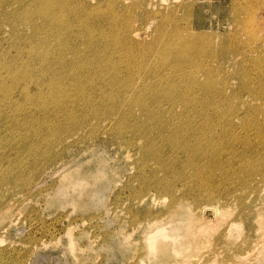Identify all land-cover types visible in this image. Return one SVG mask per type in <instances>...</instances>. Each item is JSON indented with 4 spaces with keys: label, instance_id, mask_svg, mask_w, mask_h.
I'll use <instances>...</instances> for the list:
<instances>
[{
    "label": "rangeland",
    "instance_id": "obj_1",
    "mask_svg": "<svg viewBox=\"0 0 264 264\" xmlns=\"http://www.w3.org/2000/svg\"><path fill=\"white\" fill-rule=\"evenodd\" d=\"M122 1L131 8L119 10V25L134 20L137 45L113 57L115 87L110 77L98 80L90 98L103 114L53 102L66 65L52 40L44 42L53 32H43L39 14L38 28L20 24L18 34L5 21L20 22L23 6L41 1L0 0V170L17 176L0 181V264H264V0ZM82 16L96 33L109 32L108 21H94L100 13ZM115 31L109 35L121 36ZM72 34L66 63L93 71L89 56L74 55L91 52L89 33ZM26 63L30 77L15 66ZM147 70L192 94L167 99L159 74L149 79ZM122 78L136 88L117 113L107 95L118 101ZM190 226L214 236L201 234L189 252ZM162 228L154 249L149 238Z\"/></svg>",
    "mask_w": 264,
    "mask_h": 264
},
{
    "label": "bare ground",
    "instance_id": "obj_2",
    "mask_svg": "<svg viewBox=\"0 0 264 264\" xmlns=\"http://www.w3.org/2000/svg\"><path fill=\"white\" fill-rule=\"evenodd\" d=\"M35 1V0H34ZM41 1L39 3L35 2H28L26 6H23L20 13V22L12 21L13 19L11 15H7L5 17V21L12 25V27L15 29V33L18 34L19 31L18 26L20 24H24L26 26H31L32 28L38 26L35 24L34 19L36 15H40L42 18L41 22H39V18L36 19V22L40 24V27L42 28L43 32H53V35L49 36V39H44L45 43H48L49 40H52L53 46L60 52L58 59L60 62H62L64 65H66V68H63V77L57 78L58 82L54 80V83L57 85V87L52 91L54 92V103H61L62 105H68L69 101L74 102L75 104H79L78 106L84 108L86 111H92L93 109H102V113H107L105 106H99L93 104V98H90L93 96V94L99 90L101 87V83L98 82L99 79H107L109 80V77L112 79V82L110 83V87H115L117 81H119V75L121 73L120 69L114 64L113 57H115L116 54L119 53V48L121 46H127L128 49H132L134 46L137 45L135 35L137 34L136 29L133 28V21L130 20L129 22H125V25H119V16L120 12H128L131 8V4L129 6H124L122 0H99L96 5L90 4L89 7L86 6L84 3H78L79 0H37ZM116 2V3H115ZM110 7L112 9V13L108 15H104L103 12L101 13V8H103V11L105 8ZM56 7L57 13L52 12L53 8ZM90 9V11H95L100 13V16L98 18L94 19L95 22H97V25H102L106 23L107 21L110 23V25H105L106 29L109 30V32L106 31H99V33H96L94 25L89 22L90 17H83L82 13ZM58 14V17H57ZM80 17V18H79ZM72 18V19H70ZM78 18V19H77ZM51 29V30H50ZM72 29H85L87 33H89L88 40L91 41V44L89 43V49H91V52L89 54L82 53L81 51H77L74 55L75 57L85 60L88 56L90 58V63H96L97 68L93 69V71L85 69L82 71L78 70V65L82 62H76L72 60L70 63H66L68 61V53H71L72 51V43L74 36L72 34ZM118 30L121 33V36H114L111 37L109 33L116 34L115 30ZM49 32L47 35L52 34ZM175 36V34H173ZM20 41L23 43H30L28 40L24 39L22 36H18ZM13 46L15 44V41L12 43ZM163 39L159 38L156 40V45L154 48H158L160 50L156 51L157 53L161 54L162 52V45ZM132 46V47H129ZM164 46V45H163ZM30 57L32 58L33 55L31 54ZM42 56H40L41 58ZM39 58V59H40ZM183 59V57H180ZM173 61L170 62L168 58L164 61V66H169ZM68 65V66H67ZM74 65L76 68L73 70ZM177 65H180L177 63ZM17 69H19L23 75V77H30V73H33L32 66L29 63H26L25 67L15 65ZM23 68V69H22ZM89 68V67H88ZM179 68H185V66H180ZM90 69V68H89ZM173 71L177 70V67L173 65L172 67ZM157 71V70H156ZM154 70L150 71L147 70L146 75H148L151 78H155L157 74H159L157 77V81L159 83L164 85V91L162 88V92L160 95H164V97H170L167 98L169 100H175L178 97H181L182 95L186 93H191L189 91L183 92L181 88L176 85V87H172V83L169 79H166L164 76L161 75V72L153 73ZM163 74V73H162ZM164 75V74H163ZM142 76H139L138 78H141ZM65 79L71 80V84L69 86L68 90L64 89V83ZM86 81V82H85ZM16 83H23V79L20 78L18 80H15ZM85 82L84 86H87V90L89 95L81 89L83 88V83ZM150 81H147V85L145 84V87L148 88L147 95H150V89L152 88ZM152 82V81H151ZM8 83V82H6ZM89 83V86L87 85ZM108 82L105 81V84L107 85ZM2 85H4L3 82H1ZM0 84V85H1ZM10 84V83H9ZM12 84V82H11ZM10 84V87L12 88V85ZM198 86V85H197ZM136 88V85H132L128 83V79L122 78V92L120 93L119 99L117 102L112 101L113 97L107 95V100L111 104V106L115 105L117 113L121 112V109L125 108V102L129 98L126 95L131 96V91ZM116 90V88H115ZM5 91V90H4ZM153 92V91H152ZM192 94V93H191ZM154 95V94H153ZM160 95L157 97L159 98ZM28 96V95H27ZM72 96V97H71ZM104 96V95H102ZM99 97L97 104H103V98ZM114 96V97H118ZM195 97H197L195 95ZM12 98V97H11ZM26 98V97H25ZM15 101V100H14ZM12 103V101H10ZM146 106V104H145ZM104 111V112H103ZM110 113V112H109ZM116 113V114H117ZM152 113V120H156L157 124L167 127H174L173 123L169 120H166L162 117L161 112L159 113ZM113 114V113H111ZM115 115V114H113ZM117 121V120H116ZM200 123H203L202 120L199 119ZM178 123V122H177ZM192 124L191 122H189ZM177 131V130H176ZM191 134L193 133L191 130L189 131ZM198 140V139H197ZM197 146L198 144L195 143ZM16 155H20L19 151H15ZM148 153H154L148 150ZM41 152H38L39 155ZM2 155V154H1ZM40 156V155H39ZM6 170H0V174L3 176V178L0 180L1 182H11L13 180H16L17 176H13L12 178H8L5 175ZM33 171V170H32ZM31 171V172H32ZM215 209V210H214ZM212 211L214 213L218 212L219 209L216 207ZM175 220V217L172 218ZM190 219V217H189ZM193 227H196L192 224ZM190 226V233L187 234V243H184V246L191 251L194 246V241L198 240L201 237V234L206 237L214 236L211 229H207L206 227H202V229L198 233L193 232V227ZM165 232V228H162L158 230L156 234L153 236H150L148 245L150 247H153L154 249H158V241L160 240V235ZM193 232V233H192ZM162 252L167 251L166 248H161ZM188 252V253H189ZM187 256V255H186Z\"/></svg>",
    "mask_w": 264,
    "mask_h": 264
}]
</instances>
